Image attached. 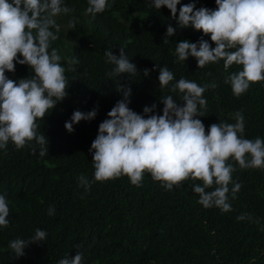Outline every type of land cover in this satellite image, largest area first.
<instances>
[{
    "label": "trees",
    "instance_id": "1",
    "mask_svg": "<svg viewBox=\"0 0 264 264\" xmlns=\"http://www.w3.org/2000/svg\"><path fill=\"white\" fill-rule=\"evenodd\" d=\"M108 3L111 7L93 19L86 11L88 0H63L73 11L55 17L59 32L51 48L58 50L66 69L67 96L37 121L38 135L48 140V155L39 156L35 141L20 150L9 142L6 152L0 150V196L10 209L9 226L0 227V264H59L67 255L74 258L78 250L82 264H264V168L241 169L234 160L228 161L236 170L228 194L232 210L227 213L197 202L193 186H202L200 181H183L171 191L150 173H145L140 187L126 176L94 181L91 145L108 112L123 99L119 85L131 88L129 108L148 118L163 114L162 101L168 95L183 106L182 94L171 91L181 78L202 87L215 83L203 94L207 101L203 117H196L206 133L212 124H234L239 111L244 116L243 138L264 140V81L251 84L237 97L225 79L240 66L225 69L220 60L198 68L195 58L184 62L175 55L176 45L185 40L197 44L205 40L215 47L210 35L177 23L182 6L194 3L196 9L216 10L215 0H180L176 18L166 7L155 9L152 0ZM69 21L74 28L68 27ZM169 26L175 29L170 37ZM121 46L137 73L110 77L114 66L104 53L112 50L119 56ZM73 57L78 60L76 70L68 71L67 60ZM165 66L174 79L161 88L159 69ZM5 75L18 83L34 74L17 63L15 71ZM152 105L155 110L145 115L143 109ZM94 109V119L73 124L71 133L65 129L75 111L87 114ZM81 174L91 182L87 193L78 183ZM235 183L241 188L233 199ZM52 206L55 213L49 215ZM242 214L251 219L238 220ZM37 229L47 232L46 239L30 243L24 256L16 257L10 242L30 240Z\"/></svg>",
    "mask_w": 264,
    "mask_h": 264
},
{
    "label": "clouds",
    "instance_id": "2",
    "mask_svg": "<svg viewBox=\"0 0 264 264\" xmlns=\"http://www.w3.org/2000/svg\"><path fill=\"white\" fill-rule=\"evenodd\" d=\"M215 2L216 10L196 9L194 3L184 5L179 9L177 21L181 28L191 26L210 35L215 47L205 40L198 44L185 40L176 45L175 55L184 62L189 56L195 58L198 68L220 60L224 61L225 69L233 64L240 66L241 70L225 79L233 94L239 97L251 84L264 81V0ZM178 4L180 0H152L155 9L166 7L173 18L177 16ZM109 7L108 0H88L86 11L94 19ZM71 11L63 0H0V150L6 152L9 142L20 150L35 141L39 156L48 155V140L45 135H38L37 121L43 120L67 96L66 69L51 43L58 39L59 25L55 17ZM68 27L74 28L75 24L69 21ZM166 31L169 37L175 34L171 26ZM104 55L106 62L114 66L110 77L137 73L124 47L121 46L119 56L112 50L105 51ZM17 63L27 65L34 75L18 83L9 79L5 73L14 72ZM67 64L68 71H75L73 66L78 60L70 58ZM148 74L149 70L145 69L144 75ZM158 79L164 88L173 81L174 75L165 66L159 69ZM216 86L211 83L202 87L181 78L171 91L182 94L183 106L168 95L162 101L163 114L145 118L129 108L131 88L119 85L117 91L122 92L123 99L108 112V119L99 125L91 145L94 181L107 182L126 176L132 185L140 187L145 173H150L168 191L189 179L200 181L202 186H193L199 195L197 202L206 209L216 207L230 212L229 185L233 183L232 174L236 169L228 161L234 160L241 169L264 168V140L243 138L244 116L239 111L233 116L234 124H212L206 133L204 124L196 117H203L202 110L207 107L204 92ZM155 108L156 105L146 106L143 112L148 115ZM96 115L95 109L87 114L77 110L71 121L65 123V129L71 133L73 124L90 121ZM36 151L33 147L34 155ZM77 179L87 193L91 188L89 179L83 174ZM214 185V190L206 191ZM240 188L239 183L231 188L233 199ZM54 213L52 206L48 214ZM9 214L8 202L0 196V227L9 226ZM237 219L251 217L242 214ZM46 237V231L37 229L30 240L17 238L9 247L16 257H22L30 243L44 241ZM82 259L83 254L78 250L74 258L69 259L67 255L59 264H82Z\"/></svg>",
    "mask_w": 264,
    "mask_h": 264
}]
</instances>
